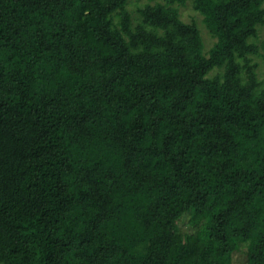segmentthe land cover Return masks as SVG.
Segmentation results:
<instances>
[{"label": "trees", "instance_id": "16d2710c", "mask_svg": "<svg viewBox=\"0 0 264 264\" xmlns=\"http://www.w3.org/2000/svg\"><path fill=\"white\" fill-rule=\"evenodd\" d=\"M186 1L0 0V263L264 264V0Z\"/></svg>", "mask_w": 264, "mask_h": 264}, {"label": "rangeland", "instance_id": "374dc122", "mask_svg": "<svg viewBox=\"0 0 264 264\" xmlns=\"http://www.w3.org/2000/svg\"><path fill=\"white\" fill-rule=\"evenodd\" d=\"M159 2H164V0H158ZM147 0H128L127 10L130 12L133 19L137 16V8L143 5ZM178 10L180 18L185 22H194L198 26L201 37L204 45V53H208L209 49L214 44L215 39L208 33L203 20L202 15H200L197 11L192 8L191 1L187 0L185 3L180 5H175ZM264 40V25H261L258 30V39L257 42L260 43ZM254 60L257 62V72L260 77H264V62L260 57H254ZM193 230V226L189 222V217L184 216L177 220L176 229L172 233V238L179 240L180 236H182L186 232H190ZM246 262V253L245 246H241L239 250L232 253L231 263L232 264H245ZM2 264V263H0Z\"/></svg>", "mask_w": 264, "mask_h": 264}]
</instances>
